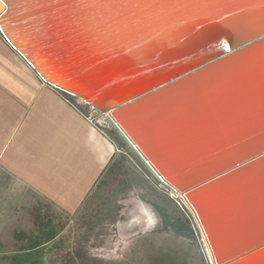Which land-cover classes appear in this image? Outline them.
<instances>
[{
    "label": "water",
    "instance_id": "1",
    "mask_svg": "<svg viewBox=\"0 0 264 264\" xmlns=\"http://www.w3.org/2000/svg\"><path fill=\"white\" fill-rule=\"evenodd\" d=\"M0 32L46 83L105 114L146 168L181 196L211 264H264V139L218 145L194 171L174 167L171 175L156 129L152 142L143 141L127 119L157 94L264 47V0H0ZM180 92L168 98L183 107ZM215 129V141L224 142L225 130ZM229 179H248L251 192L226 211L207 197L227 195L217 186Z\"/></svg>",
    "mask_w": 264,
    "mask_h": 264
},
{
    "label": "crops",
    "instance_id": "2",
    "mask_svg": "<svg viewBox=\"0 0 264 264\" xmlns=\"http://www.w3.org/2000/svg\"><path fill=\"white\" fill-rule=\"evenodd\" d=\"M63 93L0 32V247L25 264H48L58 239L44 237L40 209L77 212L117 154Z\"/></svg>",
    "mask_w": 264,
    "mask_h": 264
},
{
    "label": "rangeland",
    "instance_id": "3",
    "mask_svg": "<svg viewBox=\"0 0 264 264\" xmlns=\"http://www.w3.org/2000/svg\"><path fill=\"white\" fill-rule=\"evenodd\" d=\"M64 95L111 137L117 154L77 212L40 209L44 237L58 236L48 264H211L180 199L146 168L105 114L92 116V108ZM16 252L1 246L0 264H25ZM32 260L40 264L38 257Z\"/></svg>",
    "mask_w": 264,
    "mask_h": 264
},
{
    "label": "bare ground",
    "instance_id": "4",
    "mask_svg": "<svg viewBox=\"0 0 264 264\" xmlns=\"http://www.w3.org/2000/svg\"><path fill=\"white\" fill-rule=\"evenodd\" d=\"M195 85L201 87L197 88ZM179 90L182 94L178 99L182 100L181 103L185 105L183 107L177 106L176 101L170 102L168 98V95ZM127 119L128 124L143 141L152 142L154 139L151 135L156 129L158 137L162 139L171 156V163L163 162L169 167L168 172L171 175L174 167L179 170L186 167L194 171L198 163L203 162L199 161L200 157L206 158L208 154V159L213 158L211 151L218 145L230 149L233 146L238 148L249 142L263 140L264 47H255L242 56L204 70L166 92L157 94L149 99L148 103L146 101L144 105L129 110ZM215 125L222 126L225 130L224 142L215 141ZM226 140L230 141L225 142ZM261 167L259 166L257 171L262 172ZM253 177L258 179L259 174H253ZM253 177L252 180H256ZM231 182L234 180H226L217 186L228 191V196H220L215 192L207 197L210 202L226 211L237 205L234 201L241 200L251 192L247 188L250 182L248 179L237 180L233 185L229 184ZM238 187L244 188L236 192L237 194L231 192ZM171 192L182 202L179 194Z\"/></svg>",
    "mask_w": 264,
    "mask_h": 264
},
{
    "label": "built area",
    "instance_id": "5",
    "mask_svg": "<svg viewBox=\"0 0 264 264\" xmlns=\"http://www.w3.org/2000/svg\"><path fill=\"white\" fill-rule=\"evenodd\" d=\"M96 114H94V112H93V114H92V116H95Z\"/></svg>",
    "mask_w": 264,
    "mask_h": 264
},
{
    "label": "trees",
    "instance_id": "6",
    "mask_svg": "<svg viewBox=\"0 0 264 264\" xmlns=\"http://www.w3.org/2000/svg\"><path fill=\"white\" fill-rule=\"evenodd\" d=\"M66 94V93H65ZM68 96H70L69 94H67Z\"/></svg>",
    "mask_w": 264,
    "mask_h": 264
}]
</instances>
